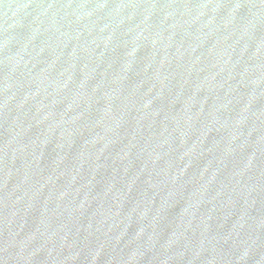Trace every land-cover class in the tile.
I'll return each instance as SVG.
<instances>
[{
	"label": "water",
	"instance_id": "obj_1",
	"mask_svg": "<svg viewBox=\"0 0 264 264\" xmlns=\"http://www.w3.org/2000/svg\"><path fill=\"white\" fill-rule=\"evenodd\" d=\"M0 264H264V0H0Z\"/></svg>",
	"mask_w": 264,
	"mask_h": 264
}]
</instances>
